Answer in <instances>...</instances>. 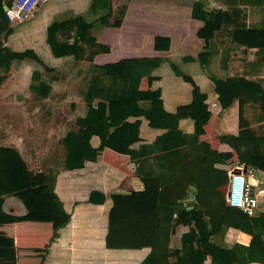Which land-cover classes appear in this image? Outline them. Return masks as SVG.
<instances>
[{
  "label": "crops",
  "instance_id": "crops-1",
  "mask_svg": "<svg viewBox=\"0 0 264 264\" xmlns=\"http://www.w3.org/2000/svg\"><path fill=\"white\" fill-rule=\"evenodd\" d=\"M193 1L41 0L26 20L0 23L2 46L16 50L31 48L36 55L24 58L16 66L12 62L8 76L0 83V91L13 80L23 86L24 72L30 90L32 71L36 69L46 73L39 66L67 67V82L71 83L74 71L85 69L90 63L103 65L123 58L161 57L164 60L160 66L152 70L150 76L141 77L131 96H119L108 101L95 98L93 103L99 114L127 112L132 100L146 101L149 98H160L168 112L198 110L200 115L197 120L188 114L178 119V127L188 138L196 133V142H206L216 149L229 167L228 177L237 167L246 172L260 206L264 201V170L240 164L235 150L220 140V136L237 134L240 120L243 123L248 121L252 128L260 127L264 123V110L246 104L239 114L237 98L222 108L214 81L200 63L196 60L181 63L180 57L185 54L196 56L198 51L209 48L208 65L213 75L222 79L233 76L244 78V81L252 80L258 83L256 88L264 96V52L259 50L264 48V29L255 30L251 40L250 36L246 37L244 28H239L234 33L236 43L230 39V27L220 28L209 44L202 22L191 18ZM255 7L252 10L251 6H245L243 11L247 13V23L264 17L263 6ZM106 10H109L106 15L108 23L94 24L86 35L94 38L93 45L87 43L86 38L77 42L80 49L76 50V54L55 56L52 53L47 34L53 23L75 17L97 19ZM238 17L241 18V14ZM9 26L13 27V31L4 39ZM70 28L67 25L55 31L58 41H74L75 29ZM158 36L168 37L170 41L168 44L156 41ZM170 61L178 65L176 70L179 72L167 67ZM68 86L75 96L70 101V104L74 103V109L70 111L62 131L76 127L75 118L82 115L85 107L83 97L75 92L71 84ZM13 93L16 98L22 96L17 91ZM243 94H247L246 86L240 90V95ZM168 126L166 118L152 117L148 120L141 115H132L114 129L105 142L92 138L96 155H86L82 167L64 168L62 154L61 165L52 179L53 194L47 188L45 175L33 172L27 159L14 146L6 143L0 130V264H139L146 260L151 246H106L108 212L112 205L110 194L142 190V176L183 170L181 166L191 160L189 145L195 142L191 139L188 144L179 146V157L161 155L163 143L157 137L166 132ZM259 127L257 135L263 131ZM130 148L137 155L133 159L128 153ZM146 148H152L151 152L144 154ZM194 166L189 165L187 170L193 172ZM187 189L186 195L178 199L176 211L198 206L193 196V180ZM91 190L102 192L104 201L90 202ZM245 221L241 228H249ZM235 228H228L224 238L227 243H234ZM251 246L256 247L264 257V241L260 235L253 237ZM156 256L153 253L145 263L163 264L165 258L164 261L160 258L158 262ZM204 264H211L210 256ZM247 264H264V261Z\"/></svg>",
  "mask_w": 264,
  "mask_h": 264
},
{
  "label": "trees",
  "instance_id": "trees-1",
  "mask_svg": "<svg viewBox=\"0 0 264 264\" xmlns=\"http://www.w3.org/2000/svg\"><path fill=\"white\" fill-rule=\"evenodd\" d=\"M3 1L0 0V23L8 22ZM247 5L251 6L252 10H255V6H263L262 10H264V0H194L190 15L191 18L202 22L209 44L213 42L215 31L226 27H230L228 30L230 39L238 43L234 38L237 29L244 28L246 37L250 36L251 40L255 36V30L264 29V17L257 22H246L247 13L243 10ZM108 13L109 10H106L97 19L84 18L86 21L81 17H75L53 23L48 28L47 34V42L52 53L55 56L76 54V50L80 49L77 42L86 38V42L93 45L94 38L86 35L94 24H107ZM239 14L241 18L238 17ZM67 25L75 29L72 43H67L65 40L60 42L55 36L58 28ZM12 31V26L6 28L3 38L5 39ZM169 39L158 36L155 40H162L168 44ZM1 44L0 42V83L8 76L12 62L16 66L24 58L36 56L31 48L16 50ZM259 50L260 53L264 52V48ZM181 59V63L193 60L200 63L214 81L222 108L229 106L237 98L240 106L239 114L243 112L246 104L264 110V96L259 92V88H256L258 83L233 76L222 79L210 72L209 48L198 51L196 56L185 54L180 57ZM163 60L161 57L123 58L103 65L90 63L85 69L77 68L74 71L71 85L75 92L83 97L85 107L82 115H77L75 118L76 127L62 131L58 138L64 150L63 167L67 169L82 167L86 155H96L92 138L97 137L105 142L111 132L129 116L141 115L148 120L152 117L166 118L169 120L168 129L157 137L163 143L161 148L164 151L161 155L179 157L181 150L179 146L188 144L192 139L195 143L189 145L191 160L181 166L183 170L179 173L166 172L151 177L142 176L144 182L142 190L110 194L112 205L108 212L106 246L110 248L151 246V252L146 260L139 264H146L145 261L149 260L153 253L157 255L158 262L161 261L160 258L163 261L165 258L163 264H204L207 256H210L211 264H247L251 261H264L259 250L251 246L256 234L264 241V210L261 205L257 206L254 213L249 216L241 208L227 204L225 192L229 167L223 161L222 155L208 143L196 142V133L192 134V138H188L178 127V119L188 114H192L194 120H197L200 115L198 110L168 112L163 108L160 98H149L146 101L132 100L130 110L115 114L100 115L94 105L95 98L108 101L119 96H131L141 77L150 76L152 70L160 66ZM169 63L167 67L179 72L176 70L178 65L175 62ZM49 85L50 80L46 73L36 69L32 71L29 83L31 91L34 92L35 89L41 91ZM244 86L247 94L240 95V90ZM70 108L74 109L73 102ZM239 126L237 134L221 135L220 140L231 145L240 164L264 170V123L260 125L263 129L261 135L256 134L259 125L252 128L248 121L243 123L240 120ZM151 150L152 148H146L144 154H148ZM128 153L132 159L137 156L132 148L128 149ZM189 165H195L193 172L187 170ZM191 180L194 185L193 196L198 206L176 211L175 205L179 198L186 195ZM46 183L50 193L53 194L52 180L46 177ZM223 184H225L224 193L220 191ZM88 199L94 203L103 202L105 195L97 190H91ZM244 221L248 223L249 228L243 227V229L252 234L251 243L247 246L235 242L227 243L224 238L228 228L231 226L241 228Z\"/></svg>",
  "mask_w": 264,
  "mask_h": 264
},
{
  "label": "rangeland",
  "instance_id": "rangeland-1",
  "mask_svg": "<svg viewBox=\"0 0 264 264\" xmlns=\"http://www.w3.org/2000/svg\"><path fill=\"white\" fill-rule=\"evenodd\" d=\"M39 67L48 73L46 75L50 80V85L41 91L28 90L25 72L21 80L24 87L13 80L1 88L0 130L6 143L22 153L33 172L52 180L64 152L58 138L64 122L70 117V101L75 96L68 86L71 83L67 82V67ZM15 91L22 95L21 98L15 97ZM224 186L220 188L222 193ZM261 207L264 210V201Z\"/></svg>",
  "mask_w": 264,
  "mask_h": 264
},
{
  "label": "built area",
  "instance_id": "built-area-1",
  "mask_svg": "<svg viewBox=\"0 0 264 264\" xmlns=\"http://www.w3.org/2000/svg\"><path fill=\"white\" fill-rule=\"evenodd\" d=\"M41 0H4L3 9L7 20L18 23L27 19ZM227 204L239 207L247 215H252L258 206V199L253 192V185L248 174L243 171L230 172L226 186ZM252 234L243 228H235L233 241L241 245H249Z\"/></svg>",
  "mask_w": 264,
  "mask_h": 264
},
{
  "label": "water",
  "instance_id": "water-1",
  "mask_svg": "<svg viewBox=\"0 0 264 264\" xmlns=\"http://www.w3.org/2000/svg\"><path fill=\"white\" fill-rule=\"evenodd\" d=\"M237 171H240V168L239 167H237L234 170H232V172H237Z\"/></svg>",
  "mask_w": 264,
  "mask_h": 264
}]
</instances>
